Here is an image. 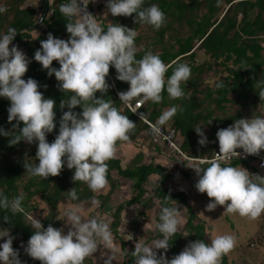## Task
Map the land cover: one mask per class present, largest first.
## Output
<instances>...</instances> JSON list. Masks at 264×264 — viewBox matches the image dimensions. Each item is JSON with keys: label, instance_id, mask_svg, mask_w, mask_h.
Masks as SVG:
<instances>
[{"label": "trees", "instance_id": "obj_1", "mask_svg": "<svg viewBox=\"0 0 264 264\" xmlns=\"http://www.w3.org/2000/svg\"><path fill=\"white\" fill-rule=\"evenodd\" d=\"M22 1L13 6L7 37L20 44L26 57L0 59V235L9 232L14 240L12 262L95 264L77 245L59 238L60 204L96 200L104 207L116 189V174L134 181V195L113 209L110 224L121 242L122 264L141 262L143 257L119 236L123 211L137 206L145 214L156 200L157 225L149 239L163 241L172 264H228L227 257L209 244L205 221L188 203L190 192L163 187L180 172L169 174L162 166L145 164L140 155L123 166L108 145L133 140L148 129L118 96L127 95L132 70H142L145 79L130 93V100L146 95L139 113L176 128L186 151L201 140L200 124L225 110L231 93L240 106V101H247L248 109L264 106V0H118L117 23L98 24L100 49L88 27L80 26L71 14L75 0H48L39 16L20 9ZM92 7L98 23L93 3ZM39 27L41 34L33 38L31 32ZM81 35L84 45L76 54ZM199 51L207 59L197 63ZM160 67L164 79L156 83L149 76ZM210 71L219 74L213 86L203 79ZM183 76L185 83H180ZM245 111L241 106L204 136L210 152L219 147L226 125L247 129L241 124ZM247 133L249 146L257 137L264 139L262 128ZM71 150L80 156L73 157ZM13 154L16 157L10 159ZM249 161L253 160L222 167ZM215 166L199 170V177L212 176ZM153 174L160 179L149 193L146 182ZM251 175L255 183L264 180L257 164ZM103 182L110 185L105 195L96 193ZM177 204L186 211V235L167 226ZM186 245L196 250L191 261L179 259Z\"/></svg>", "mask_w": 264, "mask_h": 264}, {"label": "crops", "instance_id": "obj_2", "mask_svg": "<svg viewBox=\"0 0 264 264\" xmlns=\"http://www.w3.org/2000/svg\"><path fill=\"white\" fill-rule=\"evenodd\" d=\"M19 0H0V59H7L9 61L13 60H20L23 61L26 57V51L20 46V44L17 41H14L11 37H7L8 34H11L10 30V21L13 17V6L18 2ZM48 0H23L19 8L20 9H29L34 10L37 14V16L41 15L44 6L47 3ZM51 1V0H49ZM118 0H92L93 6L95 8L96 15L98 17V24L101 27L102 25H111L117 23L118 17H117V11H116V3ZM49 14V13H48ZM146 29H144L145 31ZM42 27H39L38 29L31 32L33 38H36L39 34H41ZM81 42L84 40V36H80ZM84 43H80L77 48L75 49V53L77 54L78 51L83 47ZM133 52H136V49L133 50ZM207 59V56L203 53V51H199L196 56V62L200 63ZM163 71V68L160 67L159 70L152 76H149L150 78H154L155 82H161L164 78L161 75V72ZM219 74H214L213 71H210L207 75L203 77L204 82L209 84L210 86H213V84L218 80ZM144 72L142 70H132L129 73L128 81L130 84V89L127 93V97L130 100L131 92L133 89L143 80ZM180 83H185L184 76L179 80ZM178 85H176V88ZM124 95V94H122ZM143 97H146L144 95ZM203 97V96H201ZM147 100V99H146ZM239 102L236 98L235 93H231L229 95V102L225 105V110H217L214 113V119L210 120L208 123L200 124V129L202 133L201 140L198 142V144L192 148L191 150H184L182 147V144L184 142V138L179 134L177 130V136L176 141L181 146L182 150L186 153L190 154L191 156L195 158H210L213 156L214 152L218 149L216 148L214 151L210 152L209 146H205L204 136L209 133L211 128L213 126H218V122H221V120H225L227 116L233 115L234 112L239 110L242 107L246 109L244 117L241 119V124L247 126V129L239 126L237 129L242 128L246 131H252L253 129L262 128L264 130V106H258L254 109L253 112L249 113L248 110V102L247 101H240L241 106L237 103ZM146 103V102H145ZM213 109V107H212ZM169 110V108L164 109V113H166ZM202 110L206 113L210 111L208 107L202 108ZM218 121V122H217ZM166 126H170L169 124ZM234 124H228L223 128V134L230 132V131H236V127H233ZM171 127V126H170ZM236 130H235V129ZM261 130V129H259ZM232 133V132H231ZM229 134V133H228ZM250 140V138H249ZM261 139L260 137H257L255 142L252 144L259 142ZM251 141V140H250ZM200 147H204V149H197ZM109 151L113 154V156L118 157L121 160V163L123 166H126L129 164L136 156L140 155L142 158V162L145 164H154L162 166L166 172L169 174H175L176 172H180L175 177H169L165 180L163 187L166 188L169 191L172 192H179V191H189L190 195L188 198V203L190 204L189 200L190 198L195 199H201L204 202H211L214 198H220L224 200V202L227 201V199L223 198L224 194H238L234 191H232V185L234 183L229 182L226 184L227 180L232 178V176L238 175L241 179L244 180V183L246 185V188L250 190L251 192L253 190H257L258 188L261 189V187L264 188V180L260 181V183H255L254 178L251 175V168L255 166L256 162L249 161L248 163H242L239 164L236 167H230V168H223L222 165L216 164L215 166V172L212 176L208 177L206 180H202L199 177V170H203L205 167L210 166V164H198L194 162H185L182 161L180 158H178L175 154H172L169 150H167L166 146L163 143H155L152 140L149 139V135L146 131L141 132L135 139L127 141L125 143L119 144V145H108ZM259 171V170H258ZM261 172V171H259ZM264 175V172H261ZM114 177L116 179V189L112 193L111 201H119V198L124 196L123 199L119 202L122 203L125 200L131 198L134 195V191L132 189V185L134 183L133 179H127L122 178L119 175L114 174ZM160 179L159 175L153 174L148 177V180L146 182V188L147 190L151 188L154 189V187L157 185L158 181ZM101 194L105 195L110 189V185L108 182H103L101 184ZM97 188V187H96ZM242 193V191H240ZM97 193V192H96ZM264 193V192H263ZM93 205L96 206L97 210L101 211L104 209V207H100V204L98 201H91ZM256 207L257 210L260 211V217L261 221L259 224V230L257 231V234L260 230L263 228V222L262 219H264V200L263 199H257L256 200ZM85 205L83 212H78L75 210V208L80 207V205ZM79 204L71 203L65 204V206L69 207L70 210L73 212L70 213L68 216V220H70L74 225L79 226V222H86L89 221V217L87 216L89 213V210L91 206L88 205V202H82ZM191 205V204H190ZM63 206V205H62ZM60 205V209L62 208ZM133 207V206H131ZM131 207L127 208L130 209ZM178 207V208H177ZM180 207V208H179ZM193 208V206L191 205ZM125 209L122 213L121 218V224L119 226L122 227V224L124 222V218H129L131 214L129 215L128 210ZM194 210V208H193ZM195 211V210H194ZM196 212V211H195ZM146 214V221L144 225H142L140 229V233L143 234L145 237V251H143L142 248H139L135 245L128 246L129 247H136L142 252V261H136L134 264H143V260L146 256V253L153 254L154 256L162 257L165 259H168L170 262V257L167 253L163 250V241L161 239H149L150 236L154 233V230L157 225L156 221V215L157 210L154 212L153 217L151 216L150 210H145ZM198 218L205 221L206 223V237L209 242V244L213 245L216 249L220 250L228 260V264H264V240H261V235L259 234V241L254 246H250L251 248L254 247V251L251 253H240V249L242 250V245L237 243H231L225 240L224 242H221L220 244L222 247H219L218 244L213 242V233H212V225L211 223L206 219V217H201L197 212ZM61 216V214H60ZM258 217V216H257ZM74 219V220H73ZM186 223H187V215L184 208L181 207L180 204L176 205V211H174L170 217V219L167 222V226L170 229L176 230L178 232H184V234H187L186 231ZM245 223V222H244ZM68 226V225H67ZM73 231L72 237L76 238L78 243V247L90 258L93 259L95 264H122L124 261V255L121 247V242L118 238H116L110 231V228L108 231H98V228H91L89 226L90 235L92 232L95 234V238H91L90 240L84 235L83 233H76L77 227L69 225ZM131 227V226H130ZM231 229H234V224L231 222L230 225ZM119 231V230H118ZM81 235L82 237L78 236ZM97 234V235H96ZM120 236V234H119ZM121 239L125 241L122 237ZM193 247V246H192ZM187 250V249H186ZM186 250H183L182 253L179 256V259L181 261H191L196 255V250L193 247L194 254L193 256L190 255V253ZM172 264V262H171Z\"/></svg>", "mask_w": 264, "mask_h": 264}, {"label": "rangeland", "instance_id": "obj_3", "mask_svg": "<svg viewBox=\"0 0 264 264\" xmlns=\"http://www.w3.org/2000/svg\"><path fill=\"white\" fill-rule=\"evenodd\" d=\"M249 113L254 111V108L249 107ZM149 139L152 138L149 136ZM153 141V140H152ZM154 142V141H153ZM71 154L73 157L80 156L79 153L73 152L71 150ZM16 155H10L9 158L13 159ZM229 182L234 183L232 185V191L238 194H224L223 198L227 199L226 202L220 198L211 199L213 201L204 202L201 199L190 198L189 202L193 206L194 210L201 216L206 217V219L212 225V233H213V242L218 244L219 247H222L220 244L225 240L231 243L239 242L243 247L240 249V253H251L254 250V246L261 240H264V226L262 230H259V222L261 221L260 211L257 210L256 200L263 199L264 200V188L255 189L252 192L246 188L244 180L241 179L238 175L232 176L230 180L228 179L226 184ZM242 191V193L240 192ZM96 192H101V185H98L96 188ZM149 193L153 192V188L150 187L148 189ZM258 194V195H257ZM124 196L119 198V201H109L103 210H97L96 206L93 205L92 202H88V205L91 206L88 217L89 221L79 222V226L74 225L72 222L68 220V216L73 211L69 209V207L65 206V204H69V201H64L60 205L62 208L61 211V219L63 220V227L60 231L59 238L61 240L67 241L69 244H74L78 246V241L76 238L72 237V229L69 225L77 227L76 233H83L90 240L91 238H95V234L92 232L90 235L89 226L95 229L98 228V231H108L110 228V224L112 221V212L113 209L119 204V202L123 199ZM39 201V199H37ZM155 205L148 209L150 210L151 216L153 217L154 212L157 210L158 201L156 200ZM77 205V204H76ZM80 207L75 208L78 212H83L85 205L79 204ZM40 208H44V205L40 203ZM178 208V207H177ZM180 208V207H179ZM129 218L125 217L122 227L119 228L120 238L122 237L129 246H137L142 248L145 251V237L140 233V227L144 225L146 221V214L141 213V209L137 206H133L130 209H127ZM140 216L142 222H139L137 217ZM258 216V217H257ZM32 217L36 220L37 213L33 214ZM74 220V219H73ZM231 222L234 224V229H231ZM245 222V223H244ZM264 223V219H262ZM68 225V226H67ZM264 225V224H263ZM131 226V227H130ZM261 235V240L258 235ZM97 235V234H96ZM78 236L82 237L78 234ZM96 239V238H95ZM225 239V240H223ZM259 240V241H258ZM14 240L11 238L9 232H4L0 235V264H14L11 259V252L13 250ZM20 244V243H19ZM23 250L26 249L25 244H21ZM187 249V250H186ZM184 250L188 251L190 255L193 256L194 250L192 246H185ZM145 257H158L153 254H147ZM245 264V263H244Z\"/></svg>", "mask_w": 264, "mask_h": 264}, {"label": "built area", "instance_id": "obj_4", "mask_svg": "<svg viewBox=\"0 0 264 264\" xmlns=\"http://www.w3.org/2000/svg\"><path fill=\"white\" fill-rule=\"evenodd\" d=\"M92 0H75L74 8L71 14L79 20L80 26L85 24L91 36L94 38L97 48H101L100 30L96 21L95 13L92 7ZM108 74V73H107ZM109 75V74H108ZM118 96L125 102L127 107L147 125V133L155 143H163L167 150L175 154L185 162H196L198 164H229L236 160H253L257 164V169L264 172V141L260 140L252 146H249V136L246 130L239 128L236 131L225 135L219 144L218 149L210 158H195L182 150L176 141L177 130L174 127L166 126L153 122L139 113L145 102L146 97L132 102L127 95L118 93ZM142 222L140 216L137 217ZM143 264H171L168 259L162 257H145Z\"/></svg>", "mask_w": 264, "mask_h": 264}]
</instances>
